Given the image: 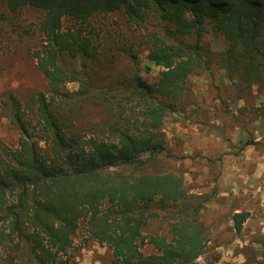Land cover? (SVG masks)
Listing matches in <instances>:
<instances>
[{"label":"trees","instance_id":"obj_1","mask_svg":"<svg viewBox=\"0 0 264 264\" xmlns=\"http://www.w3.org/2000/svg\"><path fill=\"white\" fill-rule=\"evenodd\" d=\"M0 3L10 13H39L42 42L32 58L47 82L32 97L30 118L9 96L18 138L0 143V264H67L63 257L81 226L106 246L107 264H197L208 241L201 205L178 176L155 171L169 155L162 124L188 101V79L208 69L205 35L221 40L216 62L228 80L264 87V0ZM119 11L146 31V59L161 69L155 82L138 74L130 48L132 73L107 85L91 81L103 61L91 23ZM68 83L77 90L69 92ZM83 109L104 115L91 118ZM247 218L246 212L231 216L235 233ZM257 243L264 247V236ZM146 245L156 254L145 255Z\"/></svg>","mask_w":264,"mask_h":264},{"label":"rangeland","instance_id":"obj_2","mask_svg":"<svg viewBox=\"0 0 264 264\" xmlns=\"http://www.w3.org/2000/svg\"><path fill=\"white\" fill-rule=\"evenodd\" d=\"M39 17L30 8L10 13L0 3V143L7 145L18 138L10 122L9 96L25 106L24 117L30 118L33 95L47 90L32 58L42 42ZM91 26L103 60L89 74L93 84L107 85L115 76L133 72L128 48L137 54L143 79L152 83L159 78L161 69L146 59L142 27L127 22L120 11L98 15ZM203 46L208 69L188 79V101L166 115L162 132L169 155L154 164L155 171L178 176L186 194L201 205L199 218L208 241L197 264H264V247L257 243L264 236V87L237 86L226 78L216 62L221 40L205 35ZM64 86L70 92L78 84ZM84 113L97 119L104 115L99 109ZM236 212L248 214L240 233L230 220ZM142 251L156 254L150 245ZM110 259L106 246L91 240L82 226L63 257L67 264H107Z\"/></svg>","mask_w":264,"mask_h":264}]
</instances>
